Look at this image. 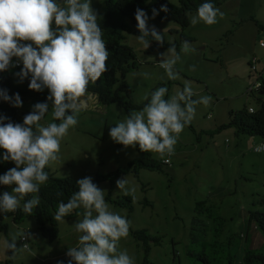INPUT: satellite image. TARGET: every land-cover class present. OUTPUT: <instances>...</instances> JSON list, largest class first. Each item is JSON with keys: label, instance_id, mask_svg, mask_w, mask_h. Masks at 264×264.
Instances as JSON below:
<instances>
[{"label": "rangeland", "instance_id": "rangeland-1", "mask_svg": "<svg viewBox=\"0 0 264 264\" xmlns=\"http://www.w3.org/2000/svg\"><path fill=\"white\" fill-rule=\"evenodd\" d=\"M106 1L91 0V6L99 14L105 11ZM168 2L179 6V0ZM218 8L224 16L217 17V23L208 26L201 22L184 31L195 39L191 43L195 49H204L187 56L182 54V63L176 65L182 79L177 81L167 80L158 66L159 53L167 49L150 51L154 46L151 43L145 50L136 40L140 35L137 22L127 21L130 32L126 33L124 43L133 49L140 66L124 80L120 78L115 88L124 83L131 89L130 94L121 93L123 103L130 100L139 111L146 103L145 93L167 86L170 96L177 88H183L184 80L192 82L196 92L193 99L205 95L213 98L210 106H197L196 117L190 124L194 130L185 127L175 146V155L170 157L168 165H163L162 172L142 170L139 178L131 172L124 175L136 189L134 195H129L134 200L132 213L108 202L113 211L132 222L128 237L120 241V248L127 249L136 264H145L144 245L133 236V232L140 230H147L160 240L152 246L146 264H205L206 258L212 264H228L230 260L233 264H243L246 249L264 252L263 234L256 226L248 227L250 212L264 208L259 204L254 206L264 201V152L254 150L264 140L243 136L236 128H227L213 136L201 134L228 124L232 112L258 105V97L249 96L247 90L252 84L251 62L255 57L264 60L257 27V22L264 26V0H228ZM148 23L163 33L166 42L181 40L183 31L179 24L162 21L157 16ZM190 65H195L196 70L189 71ZM145 72L149 74L147 79L142 75ZM84 100L88 107L79 114L78 125L61 141L60 160L49 166L59 178L79 180L107 175L126 168L139 157L137 147L125 148L109 136L110 128L127 116L125 108L120 104L104 106L92 93H86ZM34 104L23 102L19 108L21 115L30 113ZM50 122H55L51 107L41 124L46 126ZM151 154L160 162L167 158ZM116 181L113 200L124 197ZM100 188L105 191L106 199L111 191L110 183L102 182ZM146 201L150 203L148 206ZM199 202H205L209 213H196ZM76 213L74 210L69 215L71 218L65 217L64 223L58 222L60 234L55 242L41 235L33 217L21 224L7 219L8 232H0V264H7L12 260L8 256L13 254L5 251L3 241L16 235L17 248H21V238L26 232L31 234L30 251H19L12 264H50L66 257L68 248L78 244L79 234L72 225L82 216ZM193 234L197 242L193 241Z\"/></svg>", "mask_w": 264, "mask_h": 264}, {"label": "clouds", "instance_id": "clouds-1", "mask_svg": "<svg viewBox=\"0 0 264 264\" xmlns=\"http://www.w3.org/2000/svg\"><path fill=\"white\" fill-rule=\"evenodd\" d=\"M161 11H169L167 4L161 5L159 10L153 8L151 17L143 9L135 10L140 33L136 40L145 50L152 40L161 46L164 44L163 33L148 23ZM186 15H189L190 25L195 27L201 22L211 26L217 23V17L223 18L224 13L211 0H204L195 14ZM103 36L91 0H0V73L22 65L14 76L19 83L30 78V90H48L51 116L53 121H58L46 126L41 124L49 113L48 102L32 105L23 123H13L0 115V149L5 150L0 159L15 164L0 175V185H14L11 193L0 194V213L20 209L30 215L40 204L39 195L25 198L39 193L41 185L48 181L45 168L60 160L61 141L78 125L79 114L88 107L82 98L89 84H95L108 70L106 62L110 53ZM169 45L165 52L159 53L158 66L164 70L167 80L177 81L182 79L176 68L182 63V54L187 56L196 49L187 40L181 43L179 52L174 43ZM195 70V65L189 66V71ZM142 75L145 79L149 76L147 72ZM168 93L167 86L145 93L143 107L139 111L132 110L111 127L110 138L125 148L138 146L141 152L155 153L161 159L175 155L180 134L195 119L197 106L208 107L213 98L205 95L193 99L196 92L188 80H184L182 89L177 88L170 96ZM0 99L12 107H22L19 93L10 96L6 89H0ZM254 150L264 152V144ZM76 183L79 190L67 203H58L53 217L56 222L64 223L65 217L74 210L83 209L82 213H76L82 219L72 225L79 237L78 244L68 248V264H136L135 257L120 248V241L128 237L132 222L111 209L105 191L92 177L81 178ZM116 187L124 196L134 195L136 191L126 176L117 179ZM62 195V192L57 193L58 197ZM22 239H31V234L24 233ZM17 240V236L12 235L3 241L5 251L13 253L9 259L15 260L19 251H30L28 243L17 248Z\"/></svg>", "mask_w": 264, "mask_h": 264}, {"label": "trees", "instance_id": "trees-1", "mask_svg": "<svg viewBox=\"0 0 264 264\" xmlns=\"http://www.w3.org/2000/svg\"><path fill=\"white\" fill-rule=\"evenodd\" d=\"M225 1L228 0H211L216 6L220 7ZM204 0H179V6L173 5L168 0H107L106 8L104 12L98 14V24L103 30V39L106 42V48L109 51V59L106 62L107 72L96 81L95 84L90 83L87 93H92L97 96L99 102L104 106H110L113 104H120L127 112V115L135 110L137 107L128 100L123 103L121 101V93L125 92L130 94L131 89L124 83L116 90V86L120 84L121 79H125L126 76L134 70L139 69V62L133 49L124 43L126 39V33L130 32V27L127 21L136 22L135 10L136 8L143 9L148 15H152V9H160L161 5L167 4L169 11L159 12L157 17L162 21L175 22L180 25L182 29L181 40L175 42H166L164 40L163 46L158 42L152 40L151 43L154 46L150 51L157 49H168L170 43L176 45L177 51H180L181 43L185 40L190 43L195 42V39L187 36L184 31L190 26L189 15L195 13L197 7L203 3ZM257 22V21H256ZM259 32L264 30V26L257 22ZM151 39V38H149ZM15 59V58H14ZM22 65L11 69L7 72L0 73V89H6L11 96L15 93H19L22 102H48L51 107V102L47 101L48 90L43 92H36L28 88L29 79H25L22 83L18 82V78L14 76L15 72L20 71ZM121 78V79H120ZM255 97V96H254ZM257 107L254 108L255 112L250 113L248 107H244L238 113L230 114V122L224 124L214 131L202 132L201 134L215 135L227 128H236L237 132L243 136L259 137L264 140V95L257 98ZM27 113H20L19 108L12 107L8 102L0 99V115L8 117L13 123H23V118ZM8 121L6 120L5 123ZM58 122V121H55ZM194 130L192 125H189ZM139 157L129 163L126 168L118 169L115 172L104 175L99 174L93 179V182L100 187L102 182H109L111 185V191L106 198V201L127 209L130 213L133 212V198L131 196H124L117 200L112 199V191L115 186V181L121 176L133 173L136 178H139L142 170L163 171V161L160 162L153 158L150 152H141L137 146ZM5 150L0 149V157L3 156ZM15 167L14 162L2 161L0 159V175L6 173L10 168ZM45 171L49 175L48 181L40 187V191L37 194H29L25 199H30L32 195H39L40 204L33 209L32 214L27 215L22 210L18 209L14 213H0V232L7 233L9 225L6 220L12 218L15 224H21L27 218H35L37 220V229L41 235L49 240L55 242L59 238L60 229L59 224L54 220V215L57 210L58 203L63 201L67 203L70 196L78 191L77 179L74 178H59L55 173L51 171L49 166L45 168ZM13 186L0 185V194L3 192H12ZM62 192V196H57V193ZM150 203L145 202L148 206ZM261 205L264 207V201L255 203L254 206ZM76 212H80V209H76ZM205 212L209 213V209L206 207L205 202H199L196 206V213L203 215ZM70 217L71 216H67ZM252 226L263 234L264 238V208L257 209L250 212L249 216V229ZM133 236L136 241L143 243L145 251V264L148 262V257L151 253L152 246L158 245L160 240L149 234L147 230H140L133 232ZM193 241L197 242V236L192 235ZM248 241V237H247ZM69 257H64L59 260L52 261L50 264H58L59 261H63V264H68ZM205 264H212L207 258L204 259ZM13 260L7 262L12 264ZM228 264H233L230 260ZM243 264H264V252L246 249L243 258Z\"/></svg>", "mask_w": 264, "mask_h": 264}, {"label": "built area", "instance_id": "built-area-1", "mask_svg": "<svg viewBox=\"0 0 264 264\" xmlns=\"http://www.w3.org/2000/svg\"><path fill=\"white\" fill-rule=\"evenodd\" d=\"M260 34V41L259 44L262 48H264V30L259 32ZM250 70H251V86L248 88L247 93L249 96H255L260 97L264 95V60L259 59L258 57H255L254 60L250 64ZM250 113H254L255 109L253 107L249 108ZM211 118V116H209ZM165 160H168L169 162H165ZM163 160L165 164L170 163V158H166ZM22 243H28V239H22ZM30 249V247H29Z\"/></svg>", "mask_w": 264, "mask_h": 264}, {"label": "water", "instance_id": "water-1", "mask_svg": "<svg viewBox=\"0 0 264 264\" xmlns=\"http://www.w3.org/2000/svg\"><path fill=\"white\" fill-rule=\"evenodd\" d=\"M202 49H204V47H199L198 49H196V50H202Z\"/></svg>", "mask_w": 264, "mask_h": 264}, {"label": "crops", "instance_id": "crops-1", "mask_svg": "<svg viewBox=\"0 0 264 264\" xmlns=\"http://www.w3.org/2000/svg\"><path fill=\"white\" fill-rule=\"evenodd\" d=\"M85 97H83L82 99H84Z\"/></svg>", "mask_w": 264, "mask_h": 264}]
</instances>
